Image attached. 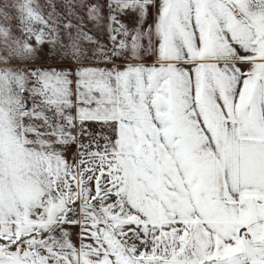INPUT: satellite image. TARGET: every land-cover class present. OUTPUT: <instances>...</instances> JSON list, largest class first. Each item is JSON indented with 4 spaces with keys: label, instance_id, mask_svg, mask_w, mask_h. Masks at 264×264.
<instances>
[{
    "label": "snow or ice",
    "instance_id": "1",
    "mask_svg": "<svg viewBox=\"0 0 264 264\" xmlns=\"http://www.w3.org/2000/svg\"><path fill=\"white\" fill-rule=\"evenodd\" d=\"M0 0V264H264V0Z\"/></svg>",
    "mask_w": 264,
    "mask_h": 264
},
{
    "label": "rangeland",
    "instance_id": "2",
    "mask_svg": "<svg viewBox=\"0 0 264 264\" xmlns=\"http://www.w3.org/2000/svg\"><path fill=\"white\" fill-rule=\"evenodd\" d=\"M4 6L5 8H7L8 4H7V0H3Z\"/></svg>",
    "mask_w": 264,
    "mask_h": 264
}]
</instances>
